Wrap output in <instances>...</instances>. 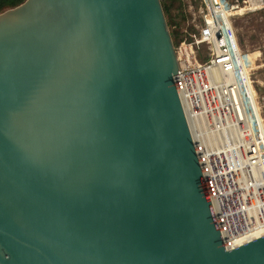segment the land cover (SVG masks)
I'll list each match as a JSON object with an SVG mask.
<instances>
[{"label": "water", "instance_id": "95a60500", "mask_svg": "<svg viewBox=\"0 0 264 264\" xmlns=\"http://www.w3.org/2000/svg\"><path fill=\"white\" fill-rule=\"evenodd\" d=\"M160 0L0 13V264H264L228 250Z\"/></svg>", "mask_w": 264, "mask_h": 264}, {"label": "built area", "instance_id": "2783aa9c", "mask_svg": "<svg viewBox=\"0 0 264 264\" xmlns=\"http://www.w3.org/2000/svg\"><path fill=\"white\" fill-rule=\"evenodd\" d=\"M250 1L199 0L191 41L175 48V87L228 250L264 236V127L254 113L252 60L231 22Z\"/></svg>", "mask_w": 264, "mask_h": 264}, {"label": "rangeland", "instance_id": "374dc122", "mask_svg": "<svg viewBox=\"0 0 264 264\" xmlns=\"http://www.w3.org/2000/svg\"><path fill=\"white\" fill-rule=\"evenodd\" d=\"M181 1L186 4L184 7L186 21L181 26L188 33L191 21L199 20L197 14L194 18L195 12L199 8V0ZM235 1L225 0L228 5ZM261 1L262 8L260 9L250 10V6H246L249 7L248 10L244 8L245 6L239 7L237 12L244 11L233 15L231 22L242 54L252 60L251 78L256 90V109L260 110V115L264 119V0Z\"/></svg>", "mask_w": 264, "mask_h": 264}, {"label": "trees", "instance_id": "16d2710c", "mask_svg": "<svg viewBox=\"0 0 264 264\" xmlns=\"http://www.w3.org/2000/svg\"><path fill=\"white\" fill-rule=\"evenodd\" d=\"M25 1L0 0V13L17 7ZM160 2L174 47L177 48L181 41H191V38L181 26L186 21V14L184 13L186 4L181 0H160Z\"/></svg>", "mask_w": 264, "mask_h": 264}, {"label": "bare ground", "instance_id": "6f19581e", "mask_svg": "<svg viewBox=\"0 0 264 264\" xmlns=\"http://www.w3.org/2000/svg\"><path fill=\"white\" fill-rule=\"evenodd\" d=\"M250 6V10H256V9H260L262 8V1L261 0H251L249 5ZM238 11V10H237ZM232 12L231 15H235V14H238L239 12L241 11H244V10H240L239 12ZM255 103V107L257 106V101L254 102ZM258 111V115H257V112L254 110V113H255V118H256V121L261 129V126L264 127V119L261 117L260 115V110L259 109H256ZM262 132L264 134V128H262Z\"/></svg>", "mask_w": 264, "mask_h": 264}]
</instances>
